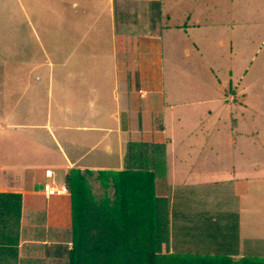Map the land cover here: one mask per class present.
<instances>
[{
    "label": "crops",
    "instance_id": "obj_1",
    "mask_svg": "<svg viewBox=\"0 0 264 264\" xmlns=\"http://www.w3.org/2000/svg\"><path fill=\"white\" fill-rule=\"evenodd\" d=\"M155 1H160V10L153 4ZM115 5L118 10L113 12ZM109 9L113 14L109 15L111 35L108 50L100 53L97 61L89 55L88 60L93 61L92 64L97 65L101 73L106 74L107 70V80L111 85H103L99 76L93 80L92 73L93 83L85 74L87 85L71 83L64 89L63 85H54L58 75L56 63H53L52 69L46 70L50 84L41 85L46 78L38 70L44 67L39 64L35 66L36 72L28 75L33 85L21 90L27 96L31 93L38 99L31 98L32 102L26 103L23 95L17 93V101L23 99L24 104H17L12 115L2 111L4 106L0 103V133L11 126L28 131L34 129V132H42H37L35 138L30 133L23 136L32 138L36 145L39 142L45 144L43 147L37 145L41 155H44L42 162L15 164L12 166L16 171L13 177L0 180V194H13L17 205L21 206L20 218L10 222L11 230L7 232V238L0 240V262L7 261L6 249L9 246L6 245L10 244L14 251L8 256V264H58L52 252L58 250L59 245L72 247V217H65L72 213V198L70 192L48 195L45 186L66 185V174L74 168L96 172L129 169L136 148L146 152V158L147 154L152 156L154 166L150 169L155 173L156 193L170 199L172 208L183 220L180 226L183 227L187 219L200 225L203 218L209 222L212 220L208 239L197 236L207 234L203 228L193 233L192 226L191 233L186 234L178 229L180 236L177 244L181 252L206 253L209 250L211 255L231 252L235 261L264 264V165L255 163L253 169L247 167L242 151V156L237 155L236 160L232 148L238 138L241 143L243 133L236 136L220 126L221 122L228 121L229 115L226 114L229 111L225 110V115L214 116V121L208 115L201 120L198 128L187 133H177L176 126L170 125L173 116L169 118L167 115V110H174L175 106L167 105V95L161 84L163 43L169 55L170 31L189 34L194 30H210V24L202 21L179 22L170 24L171 28L163 23L158 35H154L149 31L159 27L158 22L165 14L162 0H148L143 5L138 0H112ZM128 9L135 16H128ZM157 10L161 13L158 14ZM143 12L144 16L141 15ZM140 15L148 22V33L131 29ZM128 21L131 23L124 31L123 23ZM117 22L120 30L115 26ZM231 31L235 29L231 28ZM165 33L168 35L166 38L163 37ZM221 43L234 50L233 40L223 38ZM183 52L186 56L191 55L188 46H184ZM78 54L77 49L71 50L61 66L66 68L72 56L80 57L74 61V65L79 67L80 61L87 59L86 53ZM67 73V80L73 82L74 77L77 78L76 74ZM37 83L40 84L35 85ZM217 87L222 93L211 103L218 106L217 103L221 102L231 110L234 105L247 107L242 99L244 94L240 95L234 87L222 83ZM0 91L3 96L7 95L4 83L0 85ZM223 110L221 108L218 113ZM38 115L41 117L35 119ZM231 116L236 120L233 113ZM207 122L212 123L204 130ZM238 125L236 122L235 127ZM142 146H147L146 150ZM218 146L222 147V152L217 153ZM52 147L61 154L63 162L57 160L58 156L55 158L57 154ZM227 147L235 159L224 162V157L228 155ZM0 153L3 151L0 150ZM218 160L220 167L217 166ZM9 168V165L2 164L0 171L3 173ZM57 169L65 173L60 175L55 171ZM206 169L215 172L202 173ZM256 169L259 171L253 173ZM47 170L53 172L52 177L46 175ZM159 183L162 191H159ZM52 197L55 198L52 200Z\"/></svg>",
    "mask_w": 264,
    "mask_h": 264
},
{
    "label": "rangeland",
    "instance_id": "obj_2",
    "mask_svg": "<svg viewBox=\"0 0 264 264\" xmlns=\"http://www.w3.org/2000/svg\"><path fill=\"white\" fill-rule=\"evenodd\" d=\"M138 1L143 5L148 0ZM162 1L165 14L158 22L157 29L152 28L153 30L149 31L147 20L141 17L145 12L139 16L138 22L132 25L131 29L139 33H148L146 31L148 29L149 32L158 35L163 28V23L169 24L168 27H171L170 24L179 22L202 21L204 24H210V30H194L190 32L191 34L189 33L190 35L170 31L168 34L169 55L166 54L165 42L163 43L164 64L161 84L167 95V105L175 106L174 110H167L169 118L173 116L170 125L176 126L177 133L181 131L187 133L198 128L201 120L208 115L212 117L210 120L214 121V116L225 115L227 110L229 111L226 114V116L229 115L228 121L224 124L220 123L221 129L233 132L236 136H241L243 133L241 143L238 138L236 145L232 148V152L236 153V160L237 155H243L247 167L253 169L255 163L264 165V0ZM110 2L112 0H0V85L4 83L7 87L6 96H3L0 91V103L4 106L2 111L12 115L17 104L21 102L24 104V100H27L26 103H31L32 99H38V97H32L31 93L27 96L21 90L33 85L28 75L31 72L33 75L36 72L35 66L39 64L44 66L38 70H41L46 78L41 85L50 84L46 70L52 69L53 63L57 64L55 71L58 74L54 85H63L64 89L65 86L72 84L87 85L88 80L84 78L85 74L89 77V81H92V77L94 80L99 76L103 85H111L107 80L109 77L107 70L106 74L101 73L100 68L92 64L93 61L88 60L91 56L97 61L98 55L108 50L111 35L109 15L118 10V6L115 5L112 12L109 9ZM124 8L125 6L121 7L122 11ZM126 14L135 16L129 9ZM130 23V21L123 23L124 31H127ZM118 25V22L115 23L116 27ZM231 28L235 31H231ZM119 30L117 32H120ZM173 33L176 35L172 36ZM168 35L165 33L163 37L166 38ZM223 38L233 40L234 50L222 45ZM184 46L191 49V55L184 54ZM74 49H77L81 55L86 53L87 60H81L79 67H76L74 61L80 57L71 56L73 60L70 58L67 67L63 68L60 63L68 59L71 50ZM82 61L83 64H81ZM98 69L99 71L95 72ZM67 71L77 75L73 82L67 80ZM132 79L135 80V77L133 76ZM231 82L232 85H230ZM221 83L224 86L234 87L240 95L244 94L243 98H239L245 100L247 107L241 108L234 105L231 110L229 106L221 102L217 103L218 106L216 103H211V100L218 98L222 93L217 87ZM17 93L22 94L24 100L20 99L18 102ZM67 102L70 101L67 100ZM221 108L224 110L218 113ZM211 110L212 113H210ZM231 111L236 120L231 116ZM68 116L70 117L69 114ZM40 117L41 115H38L35 119ZM212 122L205 123L204 130L208 129L206 126ZM236 122L239 125L235 127ZM33 132L34 129L22 130L18 126L15 128L11 126L1 131L0 150L3 153H0V166L9 165L10 170L3 173L0 171V180L3 178L5 181L7 177H13L16 171L12 166L15 164L44 160V155H41L37 145L43 147L45 144L39 142L36 145L32 138L23 136L25 133H30L32 136L34 134L35 138L36 133L42 131ZM142 147L144 150L147 148V146ZM218 147L217 153L222 152V147ZM227 148L228 155L224 157V162L235 159L230 148ZM52 151L56 153L53 147ZM56 154L55 158L58 156L57 160L63 162L61 154ZM147 155L148 158H146V152L137 151L134 148L129 169L153 171L150 169L154 166L152 156ZM219 162L220 160H218V167H220ZM55 171L60 175L65 173L61 169ZM256 171L259 169L252 172ZM94 172L95 176L89 177L91 189L93 194L102 196L104 186L100 180H97V172ZM214 172L208 169L202 171L205 174ZM158 173L162 174L160 171ZM159 191H162L160 183ZM72 214H67L65 217L70 219ZM175 244L172 237V251L175 250ZM212 250L214 251V247Z\"/></svg>",
    "mask_w": 264,
    "mask_h": 264
},
{
    "label": "trees",
    "instance_id": "obj_3",
    "mask_svg": "<svg viewBox=\"0 0 264 264\" xmlns=\"http://www.w3.org/2000/svg\"><path fill=\"white\" fill-rule=\"evenodd\" d=\"M153 4L160 10V1ZM92 176L94 171L76 168L66 174L72 198V247L59 245L52 252L58 264H247L235 261L231 252H181L178 229L186 234L191 233L192 226L193 233L203 228L207 234L197 236L208 239L212 220L203 218L200 225L187 219L180 226L183 220L170 199L156 193L153 171L99 170L96 176L104 186L102 196L93 194ZM20 215L21 206L14 195L0 194V240L4 237L5 241L10 222ZM172 237L176 242L174 251ZM6 246L8 261L14 250L10 244Z\"/></svg>",
    "mask_w": 264,
    "mask_h": 264
},
{
    "label": "built area",
    "instance_id": "obj_4",
    "mask_svg": "<svg viewBox=\"0 0 264 264\" xmlns=\"http://www.w3.org/2000/svg\"><path fill=\"white\" fill-rule=\"evenodd\" d=\"M46 175L49 176V177H52L53 172L51 170H47L46 171ZM45 190H46L48 195L67 194V193H69V189H68L67 185H62V186L58 187V186H55V185L47 184L45 186Z\"/></svg>",
    "mask_w": 264,
    "mask_h": 264
}]
</instances>
